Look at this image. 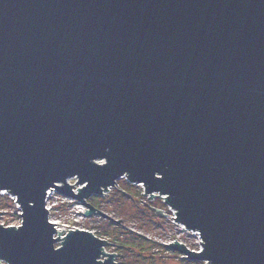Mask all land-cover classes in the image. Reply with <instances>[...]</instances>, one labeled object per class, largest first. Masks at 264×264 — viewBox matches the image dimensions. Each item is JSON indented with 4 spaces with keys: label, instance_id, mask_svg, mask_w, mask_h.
I'll return each mask as SVG.
<instances>
[{
    "label": "water",
    "instance_id": "water-1",
    "mask_svg": "<svg viewBox=\"0 0 264 264\" xmlns=\"http://www.w3.org/2000/svg\"><path fill=\"white\" fill-rule=\"evenodd\" d=\"M123 176L201 240L168 250L264 264V0H0V260L116 264L45 202L111 219L88 199Z\"/></svg>",
    "mask_w": 264,
    "mask_h": 264
},
{
    "label": "rangeland",
    "instance_id": "rangeland-1",
    "mask_svg": "<svg viewBox=\"0 0 264 264\" xmlns=\"http://www.w3.org/2000/svg\"><path fill=\"white\" fill-rule=\"evenodd\" d=\"M70 184L76 183L74 178L69 179ZM78 186H75L76 189ZM127 188L132 194L133 199L120 197L118 194ZM137 194V195H136ZM144 194V189L139 184H131L126 177L118 179L112 188H109L102 196H91L98 205L95 208L109 216L111 219L102 218L99 214L91 217L84 216L85 208L72 199H66L56 191H51L46 199V206L49 209V219L58 224L59 229L71 230L72 228L84 229L92 234H103L100 238L106 239L107 244L105 251L116 254V250L111 246L109 238L104 235L106 231H111L114 220L121 222L123 229L139 233L145 239L154 242V251L156 250V264H186L183 263L182 255L173 250H168L166 245L178 241L183 243L190 250H200L201 240L199 235L194 231L186 230L175 219V211L167 207L162 196H155L149 200ZM91 199V198H90ZM89 201V199H88ZM153 209H159L163 215L158 213V217H154L147 210L145 211L144 203ZM20 209L7 193L0 192V225L17 227L21 222L19 215ZM175 223V224H174ZM124 232V230H123ZM124 253L121 260L131 261V257H127ZM186 260V259H185ZM120 258L116 254L115 262L118 264ZM206 264L205 262H201ZM0 264H7L0 260Z\"/></svg>",
    "mask_w": 264,
    "mask_h": 264
},
{
    "label": "trees",
    "instance_id": "trees-1",
    "mask_svg": "<svg viewBox=\"0 0 264 264\" xmlns=\"http://www.w3.org/2000/svg\"><path fill=\"white\" fill-rule=\"evenodd\" d=\"M118 195L122 198L125 196L130 200L134 197V194H132L127 188H124ZM89 202L92 203L94 207H98V205L93 200V197L89 199ZM143 208L145 211L147 210L149 213H151L154 217H158V213L150 209L148 205H144ZM108 224L112 227V229H110L111 231L108 229L104 235L109 238L111 246L116 250V254L120 258L118 264H156V250L154 251V249L157 245L154 242L150 241L149 239H145L137 232L134 233L130 230L125 231L121 222H116L114 224L109 222ZM95 235L98 237L103 236L102 233L100 235L95 233ZM124 253H126L125 255L127 257H131V261L125 262V260H121ZM182 261L186 264H202L198 261L190 262L185 259H182Z\"/></svg>",
    "mask_w": 264,
    "mask_h": 264
},
{
    "label": "built area",
    "instance_id": "built-area-1",
    "mask_svg": "<svg viewBox=\"0 0 264 264\" xmlns=\"http://www.w3.org/2000/svg\"><path fill=\"white\" fill-rule=\"evenodd\" d=\"M51 191H53V190H50V191H47L48 192V194L51 192ZM48 194H47V196H48ZM47 199V198H46ZM66 199H68V198H66ZM46 203V202H45ZM46 208H47V206H46ZM47 210H49L48 208H47ZM53 224H55V234H54V237H64L65 236V234L68 232V231H71V230H62L61 228L59 229V226H58V224H56L53 220H51V219H49ZM72 229H77V228H72ZM55 246L56 247H59V244H55Z\"/></svg>",
    "mask_w": 264,
    "mask_h": 264
}]
</instances>
